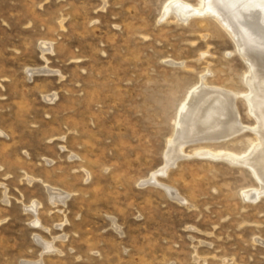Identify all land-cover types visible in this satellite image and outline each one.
I'll use <instances>...</instances> for the list:
<instances>
[{
	"label": "rangeland",
	"instance_id": "1",
	"mask_svg": "<svg viewBox=\"0 0 264 264\" xmlns=\"http://www.w3.org/2000/svg\"><path fill=\"white\" fill-rule=\"evenodd\" d=\"M175 1L203 0H0V264H264L260 182L214 156L246 155L252 128L169 159L203 75L249 90L229 26Z\"/></svg>",
	"mask_w": 264,
	"mask_h": 264
},
{
	"label": "bare ground",
	"instance_id": "2",
	"mask_svg": "<svg viewBox=\"0 0 264 264\" xmlns=\"http://www.w3.org/2000/svg\"><path fill=\"white\" fill-rule=\"evenodd\" d=\"M171 12L181 21L208 12L223 24H227L236 41L237 51L248 63L245 83L249 90L247 93H239L221 87H207L205 84L209 83L203 75L201 83L190 94L179 112L175 126V152L170 154L169 159L173 161L183 152V142L188 138L203 136L206 139L227 140L252 128L258 142L246 155L221 151L214 156L223 157L231 163L242 161L251 167L260 182V188L246 191L244 197L255 202L264 193V0H203L198 6L175 1L166 8V14ZM44 44L47 45L44 50L52 48L51 43ZM239 96L245 98L249 113L256 116L258 124L248 125L240 121L235 105ZM197 151L204 153L203 155L210 154L208 150ZM50 191L55 199L61 198L60 194L64 193L56 187H50ZM36 203L30 207L32 211L36 210ZM45 249H51L50 244H45Z\"/></svg>",
	"mask_w": 264,
	"mask_h": 264
},
{
	"label": "water",
	"instance_id": "3",
	"mask_svg": "<svg viewBox=\"0 0 264 264\" xmlns=\"http://www.w3.org/2000/svg\"><path fill=\"white\" fill-rule=\"evenodd\" d=\"M195 142H198V141H194V140H192V141H189L188 144H189V143H195ZM181 158H183V157H181Z\"/></svg>",
	"mask_w": 264,
	"mask_h": 264
}]
</instances>
